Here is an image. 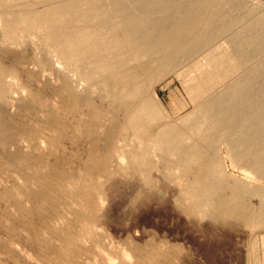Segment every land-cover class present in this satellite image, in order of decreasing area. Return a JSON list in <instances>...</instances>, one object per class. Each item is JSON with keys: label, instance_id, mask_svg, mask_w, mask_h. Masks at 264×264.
Wrapping results in <instances>:
<instances>
[{"label": "rangeland", "instance_id": "obj_1", "mask_svg": "<svg viewBox=\"0 0 264 264\" xmlns=\"http://www.w3.org/2000/svg\"><path fill=\"white\" fill-rule=\"evenodd\" d=\"M242 1L253 17L264 16V0ZM249 20L148 83L143 98L160 115L145 118L139 132L81 65L56 53L39 65L35 57L44 46L38 39L0 45V58L14 69L13 98L0 102V264H264V223L247 219L264 210V178L228 161L222 185L249 181L254 191L239 195L229 210L216 206L222 197L232 200L230 194L195 208L186 174L203 165L180 164L176 155L166 159L156 144L147 145L166 124L195 116L203 99L197 88L213 68V52L232 50L231 34ZM260 62L264 51L251 66ZM194 137L201 142L204 135ZM225 140L218 149L226 150ZM145 147L152 168L137 162ZM154 251L160 258L150 256Z\"/></svg>", "mask_w": 264, "mask_h": 264}, {"label": "bare ground", "instance_id": "obj_2", "mask_svg": "<svg viewBox=\"0 0 264 264\" xmlns=\"http://www.w3.org/2000/svg\"><path fill=\"white\" fill-rule=\"evenodd\" d=\"M252 13L242 0H0V45L23 46L38 39L44 46L35 57L39 65H46L52 53L67 64L81 65L87 79L104 85L109 101H118L113 109L126 113L128 127L139 132L145 118L160 115L143 98L148 83L251 18L231 34L232 50L213 52V68L197 88V97L203 99L195 116L184 118L181 125L165 123L147 141L164 150L166 159L176 155L180 164L203 165L186 174V191L196 197L195 208L215 195L230 194L232 200L222 197L216 206L229 210L239 205V195L254 190L249 181L223 186L224 164L229 161L237 170L264 178V62L251 66L264 51V16ZM10 77L14 69L0 58V102L13 98ZM220 83L224 89L215 92ZM199 133L204 135L201 142L194 140ZM220 139L228 141L226 150L218 149ZM137 162L147 168L155 164L146 147ZM247 219L264 223V210ZM150 256L160 258L161 253ZM144 259L140 255L139 262Z\"/></svg>", "mask_w": 264, "mask_h": 264}]
</instances>
